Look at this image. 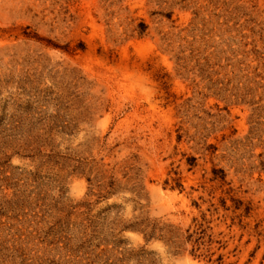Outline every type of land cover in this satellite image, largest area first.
Listing matches in <instances>:
<instances>
[{
  "label": "rangeland",
  "instance_id": "374dc122",
  "mask_svg": "<svg viewBox=\"0 0 264 264\" xmlns=\"http://www.w3.org/2000/svg\"><path fill=\"white\" fill-rule=\"evenodd\" d=\"M0 264H264V0H0Z\"/></svg>",
  "mask_w": 264,
  "mask_h": 264
}]
</instances>
